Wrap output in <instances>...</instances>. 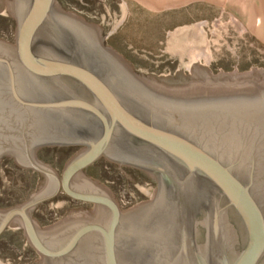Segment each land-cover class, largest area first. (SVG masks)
Returning a JSON list of instances; mask_svg holds the SVG:
<instances>
[{
  "label": "water",
  "instance_id": "obj_1",
  "mask_svg": "<svg viewBox=\"0 0 264 264\" xmlns=\"http://www.w3.org/2000/svg\"><path fill=\"white\" fill-rule=\"evenodd\" d=\"M14 43L0 40V157L46 174L18 222L37 264H264V69L185 77L134 70L100 29L56 0H0ZM81 145L60 178L41 145ZM101 156L147 171L151 198L122 211L82 174ZM59 186L93 209L39 227L30 211ZM0 264H5L0 261Z\"/></svg>",
  "mask_w": 264,
  "mask_h": 264
},
{
  "label": "rangeland",
  "instance_id": "obj_2",
  "mask_svg": "<svg viewBox=\"0 0 264 264\" xmlns=\"http://www.w3.org/2000/svg\"><path fill=\"white\" fill-rule=\"evenodd\" d=\"M56 1L59 4V0ZM78 1L87 4L86 0H69L70 9L59 6L82 18L71 9L82 7ZM96 2L101 8L98 20L86 21L99 27L101 39L134 70L185 77L190 74L184 68L188 62L202 64L211 75L264 69V46L251 38L244 24L232 14L230 5L205 4L196 0L182 5H161L160 10L155 13L131 0ZM10 24L8 33L3 30V22H0V40L13 44L15 24L12 20ZM1 171L0 209L21 204L30 194L36 193L33 189L27 192L17 191L21 186V176ZM93 180L107 188L122 211L149 200L154 191L153 186L147 187L115 170L111 171V178ZM46 204L51 206V201ZM67 204L59 208L57 221L74 209H86L77 203ZM54 208L56 210L57 207L54 205ZM87 209H93V205ZM3 236L0 239V261L17 264L15 261L19 253L29 249L21 225L18 222L12 223ZM13 236L18 238L14 240ZM33 257L25 264H37L40 258Z\"/></svg>",
  "mask_w": 264,
  "mask_h": 264
},
{
  "label": "flooded vegetation",
  "instance_id": "obj_3",
  "mask_svg": "<svg viewBox=\"0 0 264 264\" xmlns=\"http://www.w3.org/2000/svg\"><path fill=\"white\" fill-rule=\"evenodd\" d=\"M2 1H6V0H2ZM86 1H87V4H84L81 1H78L80 6L82 5L81 8L71 7V9L75 10L78 14H80L82 18L81 17L79 18L83 19L86 23H88L86 20H89V21L98 20L97 15H100V10H101L100 4L96 2V0H86ZM59 5L62 8L70 9L69 0H59ZM11 20L15 24L13 12L9 13V11L7 10H5L4 12H0V22L1 23L3 22V27H4L3 30L8 31V33L10 32L9 27H11L10 26ZM101 41L103 42L105 46H107V44L105 43V40L101 39ZM82 148L83 146L81 145H58V144L41 145L35 149L33 153V158L37 165L39 166L44 165V166L49 167V169L60 178L61 172L65 164L73 156L79 153L82 150ZM0 170H2L1 172L8 173L9 175L21 176V180H22L21 186L20 188L17 189V191L19 192H27L31 189L37 192L44 186L45 180L47 178L45 173L36 169L31 164L21 165L16 161V159L13 156H10V155H3L2 157H0ZM112 170H115L116 173H119L126 178L132 177L136 179L137 181L145 184V186L147 187L153 186L154 190L156 188L155 178L153 177V175H151L147 171H144L142 169L129 166V165L117 164L115 162H112L106 159L103 156L95 160L92 164L85 167L82 170V174L85 177L90 178V179L102 178V177L111 178ZM106 181L107 179H105V182ZM26 186H29V188H27ZM48 201H51V206H48L46 204ZM68 202H73L75 204L77 203L81 206V208L86 207V209L90 205H92L91 203L83 202V201L75 200L71 198L63 191L62 187L59 186L54 196L36 205L30 211V215L39 227L49 226L57 222L59 208L66 205ZM54 205L57 207L56 210L54 208ZM12 206H15V205H12ZM8 227L4 230V232L8 229ZM4 232L0 235V239H3ZM17 238L18 237L13 236L12 239L16 240ZM24 238L26 239V242L28 243L30 250L25 249L24 252L19 253L15 261V263L17 264H25L27 260L29 258H32L33 256L34 257L37 256L40 258V255L29 244L25 234H24ZM31 254L33 256L30 257Z\"/></svg>",
  "mask_w": 264,
  "mask_h": 264
},
{
  "label": "crops",
  "instance_id": "obj_4",
  "mask_svg": "<svg viewBox=\"0 0 264 264\" xmlns=\"http://www.w3.org/2000/svg\"><path fill=\"white\" fill-rule=\"evenodd\" d=\"M133 1L143 5L151 12L157 13L161 5H182L196 0H131V2ZM199 2L230 5L232 14L244 24L251 38L259 45L264 46V0H199Z\"/></svg>",
  "mask_w": 264,
  "mask_h": 264
}]
</instances>
